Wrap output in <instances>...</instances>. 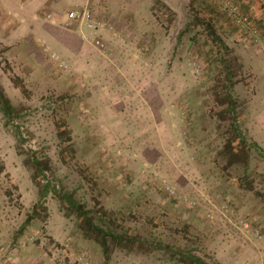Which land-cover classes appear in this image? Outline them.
I'll use <instances>...</instances> for the list:
<instances>
[{"label":"rangeland","instance_id":"rangeland-1","mask_svg":"<svg viewBox=\"0 0 264 264\" xmlns=\"http://www.w3.org/2000/svg\"><path fill=\"white\" fill-rule=\"evenodd\" d=\"M112 1L71 11L98 24L86 43L102 55L110 47L103 33L114 29L104 10L125 13L124 33L114 34L119 57L133 60L131 67L123 62L124 74L94 76L67 54L25 38L7 47L0 36V86L19 114L6 129L0 113V264H180L174 251L210 264H264V0H225L249 16L256 40L213 0ZM195 17L211 22L241 65L231 93L248 142L262 150L251 148L246 169H225L219 154L226 126L214 99L227 85L223 52ZM71 22L80 35L84 25ZM130 40L139 45L125 50ZM16 77L26 94L14 86ZM57 124L69 132V148ZM15 127L21 151L49 158L46 176L57 190L71 192L102 227L137 236L151 250L115 248L105 259L51 194L42 219L22 230L38 198L17 153Z\"/></svg>","mask_w":264,"mask_h":264},{"label":"trees","instance_id":"trees-1","mask_svg":"<svg viewBox=\"0 0 264 264\" xmlns=\"http://www.w3.org/2000/svg\"><path fill=\"white\" fill-rule=\"evenodd\" d=\"M154 2L158 3L159 1L154 0ZM232 4L238 7L237 4ZM163 7L171 13L169 7L166 5H163ZM195 25L200 27L205 37L208 40H211V42L214 45H217L219 50H222L223 52L219 64H221V67L223 68L222 71L225 72L227 85L220 88V90H217L218 92L215 94L214 99L216 106L219 108L215 113V116L220 123H223L226 126L224 142L219 154L225 160V169L234 165H243L244 169H246L251 148H256L259 151L262 150L257 143L248 142L239 123L237 100L231 93L232 87L238 82L235 78L241 69V65L238 63L237 57L232 54L231 49L227 47L217 35L216 30L210 21L204 18L195 17ZM13 84L22 94H26L27 90L19 78H13ZM0 113L3 117V126L6 129H8L9 125H11L19 116L16 107L12 105L1 86ZM13 132L17 144V153L19 156H23V165L30 170V180L36 188L38 198L31 211L26 215V219L20 227L22 230L27 227L31 221L42 219V216L45 215L46 211L44 199L48 194H51V196L58 202L59 210L63 212L65 216H73L75 218L76 228L81 236L84 239L97 244L105 259L110 257L115 248L129 252H149L151 250L150 245L137 236L128 235L126 233H116L110 228L102 227L100 224L96 223L92 211L80 203L71 192L57 190L46 176L47 173H52L49 158L40 157L34 150H28L26 153L21 151L19 146L20 143L23 142V139L19 127H15ZM56 133L59 139L68 142L67 148H69L70 135L67 129L57 124ZM245 178L243 177L242 180ZM43 180H45L44 183H42ZM241 184L246 190H253L251 182L242 181ZM159 248L168 250L166 249V246H161ZM172 254L176 255L175 261L180 264H210L196 255L185 252L174 251Z\"/></svg>","mask_w":264,"mask_h":264},{"label":"crops","instance_id":"crops-1","mask_svg":"<svg viewBox=\"0 0 264 264\" xmlns=\"http://www.w3.org/2000/svg\"><path fill=\"white\" fill-rule=\"evenodd\" d=\"M113 2L115 0L111 3ZM99 4L100 0H0V36L3 35L1 45L8 47L10 40L25 38L30 46L37 47L40 44L57 55L67 54L71 62L94 76L108 77L127 73L125 70L121 71L120 67L124 66L123 62L127 63L126 66H133V60L119 57L117 52L123 47L118 45L117 36L114 37L115 31L119 35L124 33V28L119 25L125 14L123 11H112L108 7L103 12V17L114 27L113 31L103 33L104 40L110 45L106 55L82 40L78 34L79 27L67 20V12L84 7L97 9L100 8ZM148 15L153 17L151 10ZM117 19L118 23L115 22ZM138 45L130 40L124 49H136ZM10 259L14 260L13 257Z\"/></svg>","mask_w":264,"mask_h":264},{"label":"built area","instance_id":"built-area-1","mask_svg":"<svg viewBox=\"0 0 264 264\" xmlns=\"http://www.w3.org/2000/svg\"><path fill=\"white\" fill-rule=\"evenodd\" d=\"M220 9H222L230 21L241 30H244L245 33H248L250 37L256 40L257 34L251 23V20L248 15L242 12L236 5L229 3L225 0H213ZM68 20H79L84 27L80 32V37L82 40L88 41L91 37V40H95V34L97 30L98 24L92 21L89 18L88 13L82 11H71L68 13ZM95 45L99 47H103V45L95 41Z\"/></svg>","mask_w":264,"mask_h":264}]
</instances>
